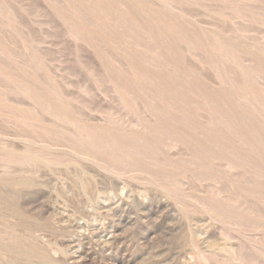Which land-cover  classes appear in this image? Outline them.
<instances>
[{
	"label": "rangeland",
	"instance_id": "374dc122",
	"mask_svg": "<svg viewBox=\"0 0 264 264\" xmlns=\"http://www.w3.org/2000/svg\"><path fill=\"white\" fill-rule=\"evenodd\" d=\"M2 1H4L8 6L7 11L8 12L10 11L9 15L12 16V19L11 17L4 18V20H6L5 22L0 15V24H1L0 46H2L4 48L5 53H7V55L0 54V71H1L0 72V102L4 103L5 101L4 105H6L7 109L8 108L17 109V107H19L21 109L19 111L22 113V115L23 114L27 115L29 110H31V112L34 110L33 111L34 114L37 113L38 115L36 114V116L38 117L41 116V118L37 117L38 119L37 120L36 116L33 115L34 117L32 118L34 119L31 121L32 122L39 121L40 119L41 122L40 121L37 123L35 122L32 129H27L19 125H16L15 122L11 123L13 121L10 119V115L8 111H4L2 115L0 114L1 116L0 117V161H3L0 162V164H4L8 160L5 157L7 155V150L6 147H4L8 145L6 143L8 137L13 138L14 136L15 137L28 136L33 139H36L37 137L36 141H39V139L40 141H48L50 140L51 137L48 138V136L44 135L45 133H41V132L46 130L51 131L54 127H55L54 129L60 130L59 128L61 126L57 128L58 126L55 123L61 124L60 122H62L63 123L61 124L62 128H65L66 130V127L63 126L64 123L66 122L57 118L60 115V113L56 110L58 99H61L59 100V105L63 104L64 102L67 107L69 106L67 109V111H69L68 112L69 114L71 113L72 115L75 116L81 115L82 118H84L85 116L89 118V115L91 114L92 116H90V118L93 117V114L95 117L100 113H101L100 115L107 116L108 112H109L108 116L110 118H112V116L113 118L116 117L119 118L120 116L123 119L126 116L131 117L133 114L134 116H140V115L143 116L145 115V113L149 115L151 113L152 115L155 112L156 114L158 113L159 115H164V113L165 115H169V116L180 115V117L183 120L180 119L181 121L179 120L180 121L179 123L177 122L176 123L171 122V123L173 124V126L175 125V128L179 129L178 130L179 133L181 132L182 128H183L182 130L185 131L184 133H182L183 132L182 131L181 132L182 134H180L181 136L180 138L185 140V142L183 143L184 145L182 147H177L176 149H174L175 151L172 150L171 151L172 153L171 152L166 153L165 150H161L160 149L161 142L164 140V142L166 141V143H170L171 140L176 139L178 137L177 135L179 133H177L176 135L171 133L166 134L163 132L164 127L157 122L152 124V126L154 127L152 129L153 130L158 129V132L155 133L149 132L147 136L145 134L146 138L144 141H134L133 138L131 139V137H129V135H126L127 136V137L125 136L126 138L123 137L124 139L121 140L122 145L120 146V148H117L116 151L117 156L118 154L119 156L115 158V161L112 164H114L115 167L120 168L121 165L130 163L132 164L131 166L132 169L135 167L137 168V170H141L143 172V173L136 171L133 172L135 177L138 176V178L134 180L133 183H131L132 180H128V179L121 181L122 184L121 186H119V188L123 187L124 189H126L125 190L126 192L124 190L122 192L125 193L128 192L129 194L127 195L124 193L122 194L121 191L113 192L114 195L111 194L112 192L111 193L109 192L110 194H108L107 191L110 189L105 190L106 188L105 183L103 184V182H100L101 184H103L101 187L99 180H97L98 182H96V180L93 177L85 176L84 178L85 182L86 181L88 182L89 185L87 184V182L86 184L89 187V189H91L89 190L87 197L86 194H83V192H81V190L77 188V185L75 186V184L72 183V182L74 183L76 182L75 180H72L73 176L68 171L65 174L64 172L65 169L63 170V168L61 169L60 167L58 169L57 167L56 169L54 167L43 168V166L39 165V163L37 164L31 162L30 164L28 163V165L27 163H25L22 166V168L19 170L18 174L13 178L16 181H18L21 178L23 179L25 176L26 177L24 179H28L27 177L29 176H31L30 177L31 179L33 177L34 178L37 177L36 179L37 180L39 179V183H42L41 184L42 186H40L39 188L38 187L35 188L37 191L34 190L33 188L31 190L33 193L31 196L29 195L31 194V191L27 190L28 192H26V189L22 187L23 190L25 189V191L23 192V190H21L22 188L20 189L16 188V186L11 183V180H8L9 177H7L6 175H1L0 172L1 189L8 191L9 193H15L16 190H18V192L21 193V195H23V198H25V200H23L22 197L20 199L19 196L20 194L16 192L17 200H19V202H21V204H23L24 206L26 204L25 207L23 206L24 210L25 211L27 210V212H30L32 215L40 219L39 221H42L44 224H46L44 225L46 227L43 228L41 227L39 229V227L36 226L34 222L31 221L32 223L28 222L26 224L29 231L28 230L25 231L23 229H22L23 231H21L20 228V231L23 232V234L21 232L19 233H21L22 236L27 235L28 232H29L28 235L31 234L30 235L31 240H28L30 239L29 236L27 237L25 236L26 240L23 237L24 241L28 243L31 242L35 246H39L44 249H47L48 250L47 252L50 254V257L52 256L51 257L52 260L54 259L53 260L54 264H264V229H263L264 228V130H263L264 122L261 120L260 113L258 112L256 106H255L256 110L246 107V104L242 103L235 93L239 90H240L239 92L243 93L244 96H246L245 92H250L251 94L256 93L259 95V97L264 99V82L261 81V79H259L258 77L256 76L254 77V75L253 76L250 75L242 78L240 80V85L242 84L240 88L229 86L227 85V83L220 81L218 77H223V75L219 62L216 61L213 52H211L206 47L204 41L205 39L202 38V30L209 28L212 29V31L214 29V32L222 33L227 37L234 36L233 42L237 46L246 47L244 49L247 52H242L238 54L240 56V61L242 66L244 65L243 66L244 68H246L247 66L264 67V14H263L264 0H255V2L253 3H251V1L248 0L243 1V3L240 4V7L241 8L244 7L242 8V10L244 9L245 10L241 12V15H243L242 18L241 15H239L236 18L238 21L236 19L233 20L229 16H227L226 14H228L229 11L227 9H224V7H226V3L232 2L233 0L230 1L227 0L228 2H225L224 0H190V1L182 0V2L179 0L178 1L171 0L172 2H170L169 0V2H167L168 0H165V2L170 4L174 2L173 5L170 6V7L175 6L174 9L170 8L168 4L166 5L165 2L164 3L158 2L159 3L158 4L157 2H153L152 0H148L149 2L146 0L144 1L124 0L125 3L128 2L127 4L119 0L120 3H124V7H125L124 8L122 6L123 4H121L119 8V6L117 5L118 2H116L115 0L114 2H116V4L114 3V5H116L115 6L116 11H117V7L118 10L120 9L119 12L122 11L121 14L117 11V13H115L117 14L115 18L112 15L115 12V9L113 6L108 5L109 4L108 0H106L108 3L107 5L110 6L109 7L110 10L113 9L114 11V12H112V10L108 12L106 11L107 13L112 12V14H110L112 15L111 17L108 15L110 19H107L108 17L105 16L106 14L105 15L103 14V16L105 17L102 16L100 18V15L102 13H100L99 10L97 11H99L100 15L98 12H97L98 14L93 12H88L87 10H85L84 12V8L88 7L89 3L90 4L92 3L90 2L92 0L90 1L89 0H53V1L39 0V2L38 0L36 1L29 0L32 2H29L28 0H2ZM97 1H100L99 2L100 4L104 3L101 0H97ZM106 1H105V7L103 9L109 10L108 6L106 5ZM152 2L155 4H153ZM26 4L27 6L30 5L31 7L30 6L27 7ZM151 4L152 6H150ZM262 4L263 6H259ZM46 5L48 10L46 8ZM249 5L250 7H248ZM143 6L144 7L148 6L149 7L148 10L153 8L151 9V13L152 11L155 13L153 15H156V10L158 9V13L160 12V15L158 13L157 14L160 17L162 15V18L164 16V18L166 19L168 16L167 18L168 24L165 21L162 23V26L163 24H165V26L162 27L161 24H158V26L159 25L161 26L160 28H158V26L156 25L157 21L154 20L159 19L161 23L162 20L164 21V18L163 19H160L159 17L157 18L158 15H156L155 18L150 12L149 14L146 13L145 12L146 9L143 10L144 9ZM129 7L133 9L131 10ZM260 7H262V9ZM25 8L29 10H26ZM163 8H165L166 11ZM138 10H140V12ZM246 10H248L249 12L247 11L246 13H244ZM62 11L66 12L67 14L70 13V15L72 14L71 18L75 22L74 23L71 22L70 25L68 23L69 27L67 26L66 21L60 19L59 14ZM174 11H175V15H174ZM2 12H5V9L0 10V13ZM15 12L17 13V15H15ZM123 12H127L125 14L129 13L128 14L130 15L129 17H132L133 20H135V22L132 21V23L134 22L136 24H131V22L128 23L130 21L128 15L127 17L129 20L128 22H126L127 18H125ZM118 13L120 14V16L123 15L125 20L120 17L118 19ZM95 14L98 15V17ZM150 15H152L153 18ZM82 16H86V17H82ZM91 16H93L92 21L93 22L95 21L96 24H98V22L100 24V20H102V18L104 19L106 24L108 23L107 25L105 24V26H110L109 24L111 23L110 28H113L112 29L113 31H111V29L108 30L109 28L108 27L106 30H104L105 31L103 33L104 36H102L100 33V35L102 36L101 38L105 37L108 41V38L113 39L116 36L119 38L118 40L121 43L118 41L117 42L118 46H114L115 44L113 41L114 45L113 44L112 45L114 48L112 47V45H110L111 49L107 48L108 45L106 46L105 42H104L105 44L100 43L99 39L101 40V38L98 37L99 35L98 33L102 29L100 26L101 24L98 25L100 26L99 28L101 29H99L100 31L96 34L95 32L97 31V28L91 26L93 25V23L90 24ZM247 16L249 17L250 21L248 20ZM116 17H117V22L115 20ZM75 18L77 19L75 20ZM84 18H86L88 22H86ZM216 18H218L219 21ZM246 18L248 21H246ZM144 19H146L150 28L147 26L146 23L143 22ZM84 21L86 24L84 23ZM104 21L102 20L101 22L103 27H104L103 25ZM139 21L142 22V24H140ZM152 21H154L155 24L154 22L152 23ZM247 22H249V24ZM12 23L16 24V26L18 27V28L16 27V31L11 30V28L8 27ZM76 24L77 25L79 24L78 27L76 26ZM87 24L90 25L91 27L90 30H92L91 32L95 30L93 33H95V35L98 37V41L100 44H98L96 36H95L96 41L91 44L89 43V40L91 42V37L92 39L94 38L93 34L90 33L91 37L89 36L90 37L89 39L86 33L85 35L82 34V32L80 33L81 30L86 31L85 29L87 27L89 28V26H87L83 30L84 26H86ZM96 24L93 26H96ZM199 24L200 25L203 24V26L202 25L199 26ZM135 25L137 26L135 27ZM80 26L82 27V29ZM169 27L172 30H170ZM132 28L136 31H134ZM173 28L175 29L173 30ZM74 29L75 31L77 29L80 34H76L77 31L75 32ZM182 29L185 30L187 36H188L187 32H189L190 36L192 35L198 38L199 41L196 44L197 46L187 44L182 39L181 42L180 38L183 36V34L182 33L180 35L178 34L182 32ZM72 30L75 32L76 36L70 38L66 34L68 33V31L70 32ZM119 30L120 32L122 31V33H120ZM1 31H3L4 33H1ZM22 31L25 33H22ZM147 31L151 35L149 34L148 36L145 35L148 33ZM226 32L228 34H226ZM236 33L238 34V38ZM21 36L24 37V39H22ZM151 36L153 40L152 38L148 40V38H150ZM178 36H180L179 40L177 39ZM16 38L18 39V41ZM27 39H29L30 41L28 40L29 41L28 42ZM103 39L102 41H104ZM86 41L90 45L87 44ZM116 41L117 40H115V43ZM172 41H174V47L171 46L173 45ZM175 41L177 42V44ZM178 42L181 44L179 45ZM24 43L29 47V49L23 48ZM92 44L94 45L92 46ZM185 44L188 46H186ZM156 46H158L160 49L156 48ZM254 46L256 49L254 48ZM190 49H192V53H190L191 52ZM184 51L186 52L187 55H185ZM125 53L128 54L125 55ZM247 53L254 55V59L253 58L252 60L250 59L251 60L250 63L248 58L249 55ZM235 54L236 52L234 53V55ZM127 55L129 56L127 57ZM161 56L167 61L170 60L174 62V64L172 65L174 66L179 65L180 67H172V65L171 67H167L160 63L159 65L156 64V62H155L156 65L153 64L154 62L152 63L151 59L158 60L159 58V60H161L163 59L161 58ZM196 56L198 59L195 58ZM107 57L109 59H107ZM114 57L115 59H113ZM125 57L130 58L132 62L130 60H128L127 62V58ZM122 58L126 59L125 61L127 63H130L131 67L133 65L135 66V63L137 64V62L140 61L138 64L139 66L138 67L135 66L136 68L134 69V71L132 70V68H130V71L132 70V74L130 75L131 78L133 79V77L135 76V78L137 79L132 80L133 82L130 83L127 82L128 79H125L126 83L121 82L120 85V86L124 85L125 87L128 83L131 84L132 87H134L132 88L131 86H129L131 88L130 92L134 93L135 91L136 93V91H138V93H136L138 94L137 97L135 94L136 97L135 102L133 100L134 108L131 103L132 112L130 113L129 111H127L128 110L127 108L124 110L123 107L121 108L120 106H118L120 104H118V102L115 101L116 99L113 93L115 90V86L116 85L118 86V84H120L121 78L123 80V76L122 74H120V72L121 73L123 72L125 74L124 76L130 78L128 73L130 71L127 70L128 66H126L127 63L125 61L123 63ZM243 58L244 60L247 59V61H242ZM136 60L139 61L136 62ZM198 60H200V62H202L203 64L199 65ZM254 60H258V61L255 62ZM25 61L26 63H28V65H26ZM119 62L122 63L123 65L122 64L120 65ZM117 65L120 69L119 70H117L118 68L113 69V71L115 70L119 71L120 74V75L118 74L119 77L116 75V77H118V79L116 80L115 79L116 77L110 78L112 77V74L113 76H115L114 75L115 72L113 73L112 70L110 72V69L116 67ZM154 67H156L157 69ZM216 67L218 68L216 69ZM13 69H15V71ZM106 72L108 74H111V76L108 75ZM96 74L97 76H94ZM6 76L7 78H5ZM28 76L29 79L31 78L30 80L28 79ZM192 77L195 80H193ZM109 81L110 82L113 81L111 82L112 86L110 85ZM193 81L195 82V84ZM212 81H216L218 84ZM4 82L6 83L8 82V84ZM13 82H16V84ZM106 82L108 83V85H106ZM116 82L118 83L116 85L114 84V90H112L113 83ZM137 83H139V85H141L142 88H140L139 85L138 87H136ZM156 83L160 85V86L157 85L158 89L156 88ZM205 83L206 85H204ZM221 83L222 84L224 83L225 86L224 84L221 86ZM161 85L166 89L162 90L163 87ZM117 86L116 88L118 89ZM166 86L172 87V90H174L175 92L174 93L170 92L172 93V95L168 94L169 90H167ZM205 86H207L206 89ZM126 87L129 88L128 86ZM126 87L124 88L125 91L127 90ZM169 87L168 89H171ZM209 89L211 90V92ZM232 89L234 94L232 93ZM203 90H207L210 93L209 94L207 92L208 95L212 94L213 96L212 95L211 96L215 97L213 102L207 103V101L204 100L205 92ZM126 92L129 93V91ZM202 92L204 93L203 95L204 98H202L201 96ZM112 93H113V97H112ZM234 96L237 97L236 101ZM5 97L8 100L7 99L5 100ZM10 101H12V103ZM169 102L172 104V106ZM46 103L48 104V106ZM51 105H53L54 107ZM45 107H47L48 109L51 107L49 111H52V113L48 112V109H46ZM150 107H153V109H151ZM119 108H121V110ZM45 109L47 111H45ZM150 109L153 111L151 112ZM214 109L216 110V112ZM54 110L55 112L53 113ZM117 110L119 111V113ZM56 112L57 114H55ZM114 112L115 113L117 112L115 116L113 115ZM52 114L55 115L53 116ZM209 118H213L215 120L217 118V122L214 124L210 123ZM42 121L43 122L47 121L48 124L50 125L43 123ZM183 121H187V124L189 122L190 125L191 123H193L192 126H195L194 124H196L195 127L198 129L194 128V131L192 129L193 131L192 132L191 129H189L191 127L187 128L189 124L186 125V122H184L185 123L184 126ZM226 122H228V125ZM39 123H42V126ZM204 123L206 124L209 123V124L207 126ZM37 124L39 125L40 128L38 127ZM65 126H68L67 128H69L71 125L66 123ZM69 129L66 131H70ZM207 129L208 131H212V133L211 134L206 133ZM39 130H41V132ZM228 130L231 136L228 137L227 140L225 133ZM233 130L236 132H234ZM61 131L65 133L63 129ZM223 131L224 133L222 134ZM38 132L41 134L39 135ZM188 132L191 133L192 135L189 134ZM150 133H152L153 135ZM38 135L42 137V140L41 137H39ZM63 137L64 135L59 136L56 139L55 137H53L51 138V140L54 139V141L57 143L58 142L57 139L59 138V142H60V140H62ZM4 138H6L5 141ZM153 138L156 139V141L153 140ZM198 138L201 141H199ZM207 139L208 141H206ZM64 140L65 139H63V141ZM14 144H16V146L18 145V147L22 146L20 148H24V144L22 143L15 142ZM29 148L32 149L33 152L35 151V148L32 147ZM179 150L181 153L179 152ZM36 153H38V155H41L39 151H37ZM36 153H32V154L36 155ZM148 159L149 161H147ZM224 159L225 160L229 159V161L233 165H237L238 168L233 170V172L225 174V172H223L224 169L222 166ZM156 160H157L156 163L159 162V164L157 165L156 163L153 164ZM36 164L39 165L38 168L42 169L41 173L44 174L45 172L46 175L44 174L43 176V174L40 173L38 174L37 172L40 169L38 170L36 169L37 172L34 171L35 167L37 168ZM76 167H72L74 168V170L72 168L71 170L73 171L77 170L78 166ZM31 169H32V171H30L31 173L27 171ZM128 170L130 169L126 168L124 171H128ZM60 171H62V174H65L64 177L67 176L63 180L64 183L63 181L61 182V178H60L62 177L63 179V176L59 175L57 179V175L61 173ZM161 171H163L162 172L163 178H161V183L162 185L164 183V185L163 186L160 185L159 187H156L157 190L156 191L151 188V185L146 184L143 180L145 179L144 176L146 177L147 175L146 173L151 172L153 175L155 174L162 175ZM32 172H35L37 175L35 174L32 176ZM169 172L170 173L175 172L180 175L178 177H169V178L165 177L164 173H169ZM221 173L222 175H220ZM38 175H41L42 178L44 177L42 179L43 182H40L41 177ZM158 178L160 179V177ZM53 179L54 180L57 179L58 183ZM37 180L33 182L38 183ZM66 180H68V182H66ZM68 183H70V185H68ZM130 183L131 186H133L132 188L130 186ZM176 183L178 184L176 185ZM71 184H72L71 189L74 195H72V191H70L69 188H66L68 186H71ZM9 185L13 187L12 188L10 187L11 188L10 189L8 188ZM43 185L46 186V188L48 187L47 185H50L49 187L51 188L52 186H54L53 190L51 189V192L55 194L56 193L55 191H57L56 194H58L59 196L57 197L56 194L51 195L52 193H50V190L49 191L46 190ZM142 185H146L147 188L146 187L143 188ZM4 186L6 187L4 188ZM74 186H75V190H74ZM169 186L170 187L174 186L175 189L169 188ZM49 187L47 189H49ZM55 187L56 190H54ZM103 187L105 192H107V194H105L104 190L102 189ZM97 188L99 189L97 190ZM100 188L103 190L102 195L100 194L102 193V190ZM13 189H15V191ZM77 189H79L80 192H77ZM59 190L60 192H58ZM92 190L93 193L90 192ZM162 190H164V192ZM172 191H174V194ZM25 193L28 197L24 196ZM61 193H64V197L63 194ZM80 194L84 195L81 196V198H83L82 200L80 198ZM91 194L93 196H91ZM134 197H136L137 200ZM244 199L246 202L244 201ZM88 202L90 205H88ZM201 202L202 203L204 202L203 205ZM83 203L85 204V207ZM80 204L83 205L80 206ZM74 206H76V208ZM61 207H63L64 210ZM104 207L105 209H103ZM189 212L190 213L193 212V213L189 214ZM255 213L256 215H254ZM39 214L41 215V217ZM73 221L80 223L77 225V228L76 226L75 227L73 226L74 223ZM0 224H1L0 232H3L4 231L2 230L3 223L1 219H0ZM50 224L53 226H51ZM19 233L18 235H20ZM107 237H110L109 240L104 242L103 240ZM206 237H208L207 240ZM70 240L71 242H69ZM196 240H198V244H201L200 245L201 247L197 245V248L198 251L200 249L203 258L198 259L197 257L195 251ZM192 245H194V247H192ZM4 261L5 260L0 258V264H6V263L9 264L8 262L6 261L4 262ZM33 264L36 263L33 262Z\"/></svg>",
	"mask_w": 264,
	"mask_h": 264
},
{
	"label": "bare ground",
	"instance_id": "6f19581e",
	"mask_svg": "<svg viewBox=\"0 0 264 264\" xmlns=\"http://www.w3.org/2000/svg\"><path fill=\"white\" fill-rule=\"evenodd\" d=\"M29 1V0H28ZM33 1H36V0H33ZM42 1V0H41ZM40 1V2H41ZM51 1H53V0H51ZM90 1V0H89ZM102 2H104L103 4H100L99 2L100 1H90V2H92L91 4L89 3V5H88V7H85L84 8V12H85V10H87L88 12H93V13H96V14H98L99 13V11H100V13H102L101 15H100V13H99V15H100V18L103 16V14L106 16V17H108L107 19H110L109 18V16L111 17L112 15H113V17L115 18V16H117V14H115V13H117V11L119 12V10H118V7H117V11H116V9H115V6L116 5H114V3L116 4V2H118L117 3V5L119 6V8H120V6H121V4H123L122 6L124 7V0H121V2L123 1L124 3H120V1L119 0H116V2H114L115 0H108V3H107V1H106V5L108 4V5H111V6H113L114 7V9H115V12L113 11V9H111L112 10V12H114L113 14H112V12L110 13H107L108 11H111L110 10V6H108V9L109 10H104L103 8L105 7V1H103V0H101ZM142 1H144V0H142ZM146 1H148V0H146ZM153 2H159V3H164L165 2V0H152ZM175 1V0H174ZM178 1V0H177ZM179 1H181L182 2V0H179ZM185 1V0H184ZM188 1H190V0H188ZM225 2H228L227 0H224ZM230 1V0H229ZM243 1H245V0H233L232 2H228V3H226V7H224V9H227L229 12H228V14H226L227 16H229L231 19H233V20H235L239 15H241V12H243L244 10H242V8H244V7H240V4L241 3H243ZM248 1H251V3H253V2H255V0H248ZM27 2V1H26ZM29 2H32V1H29ZM38 2H39V0H38ZM113 2V3H112ZM149 2V1H148ZM147 2V3H148ZM152 2V3H153ZM167 2H169V0L167 1ZM167 2H165V4L167 5L168 4V6L170 7V6H172L173 5V3L172 4H170V3H167ZM170 2H172L171 0H170ZM196 2V1H195ZM214 2V1H213ZM225 2H224V4H225ZM247 2V1H246ZM14 3V2H13ZM75 3V2H74ZM112 3V4H111ZM120 3V4H119ZM128 3V2H127ZM127 3H125V4H127ZM143 3V2H142ZM158 3V4H159ZM260 3H261V1H260ZM24 4V3H23ZM33 4H35V3H33ZM130 4V3H129ZM153 4H155V3H153ZM164 4V5H165ZM218 4V3H217ZM221 4V3H220ZM258 4V3H257ZM263 4H264V2H263ZM263 4L262 5H259V6H263ZM102 5H104V6H102ZM138 5V4H137ZM144 5H145V3H144ZM200 5V4H199ZM202 5V4H201ZM17 6H20V5H17ZM25 6V5H24ZM26 6H27V4H26ZM28 6H30V5H28ZM27 6V7H28ZM38 6H40V5H38ZM71 6V5H70ZM106 6V7H107ZM126 6V5H125ZM150 6H152V4L150 5ZM243 6V5H242ZM7 5H6V3L4 2V1H2V0H0V10H4L5 9V12H2L3 13V15H2V13H0V15H1V18H3V20H4V18H8V17H11V19H12V16H10L9 14V12L7 11ZM16 7V6H15ZM21 7H22V5H21ZM31 7V6H30ZM66 7V6H65ZM144 7V6H143ZM143 7H142V9H143ZM183 7V6H182ZM248 7H250V5L248 6ZM46 8H47V5H46ZM49 8H51V7H49ZM75 8H76V5H75ZM125 8V7H124ZM131 10L133 9V8H131V7H129ZM138 8H139V6H138ZM148 6L147 7H144V9L143 10H145L146 9V13H148L149 14V12L151 13V9H153V8H151V9H149L148 10ZM170 8H175V6H173V7H170ZM177 8H178V6H177ZM177 8H176V10H177ZM180 8H181V6H180ZM190 8H193V7H190ZM261 9H262V7H260ZM264 8V7H263ZM26 9V8H25ZM24 9V10H25ZM67 9V8H66ZM69 9V8H68ZM106 9V8H105ZM128 9V8H127ZM163 9H165V8H163ZM219 9V8H218ZM26 10H29V9H26ZM44 10V9H43ZM47 10H48V8H47ZM97 10H99V11H97ZM129 10V9H128ZM135 10V9H134ZM155 10V9H154ZM179 10H181V9H179ZM196 10V9H195ZM242 10V11H241ZM259 10V9H258ZM12 11V10H11ZM45 11V10H44ZM107 11V12H106ZM127 11V10H126ZM139 12H140V10H138ZM165 11H166V9H165ZM164 11V12H165ZM173 11V10H172ZM197 11V10H196ZM248 10H246L244 13H246ZM13 12V11H12ZM51 12V11H50ZM79 12V11H78ZM98 12V13H97ZM104 12H106V13H104ZM121 12L122 11H120L119 13L121 14ZM168 12V11H167ZM249 12V11H248ZM252 12V11H251ZM250 12V13H251ZM255 12V11H254ZM262 12H263V10H262ZM49 13V12H48ZM118 13V19H119V17L120 18H123L124 19V16H125V18H127L126 19V22H128V20L130 19V21L128 22V23H130L131 22V24H136V23H134L135 22V20H133V18L132 17H129L130 15H128V14H125V13H127V12H123L124 13V16L122 15V16H120V14ZM158 9L156 10V15H160V12L158 13ZM260 13V12H259ZM91 14V13H90ZM95 14V15H96ZM110 14H112V15H110ZM152 15L153 14H155L153 11H152V13H151ZM163 14H165V13H163ZM170 14H171V12H170ZM222 14V13H221ZM264 14V13H263ZM15 15H17V13L15 12ZM72 15V14H71ZM71 15H70V13L69 14H67L66 12H64V11H62L60 14H59V16H60V19L61 20H64V21H66L67 22V26H68V23H69V25H70V23L71 22H75L72 18H71ZM109 15V16H108ZM127 15H128V17H129V19H128V17H127ZM152 15H150V16H152ZM156 15H153L154 17L156 16ZM157 16V18L159 17L160 19H163L164 18V16H163V18H162V15H161V17L160 16ZM174 15H175V11H174ZM173 15V16H174ZM261 15V14H260ZM259 15V16H260ZM14 16V15H13ZM51 16H52V14H51ZM97 17H98V15H96ZM105 16H103V17H105ZM153 16H152V18H153ZM166 16V15H165ZM180 16V15H179ZM242 16L243 15H241V18H242ZM263 16V15H262ZM82 17H86V16H82ZM88 17V16H87ZM92 17L93 16H91V18H90V21H91V23H90V21H89V23L90 24H92L93 23V25H95L96 23H95V21L93 22L92 21ZM248 17V16H247ZM15 18V17H14ZM99 18V19H100ZM132 18V19H131ZM136 18H137V15H136ZM156 18V17H155ZM154 18V19H155ZM167 18H168V16H167ZM167 18L165 19L164 18V21L162 20V22L160 23V21H159V19H156V20H154V21H157L156 23V25L158 26V24H161V26H162V23L163 22H167V24H168V20H167ZM175 18H176V16H175ZM174 18V19H175ZM178 18V17H177ZM213 18V17H212ZM221 18H223V17H221ZM220 18V19H221ZM77 18H75V20H76ZM85 20H86V22H88L87 21V19L86 18H84ZM94 19V18H93ZM135 19V18H134ZM181 19V18H180ZM217 20H218V18H216ZM252 19V18H251ZM261 19H262V17H261ZM78 20H79V18H78ZM102 20L104 21V19L102 18ZM102 20H100V24H99V22H98V19H97V22H98V24H96V26H93V25H91L92 27H96L97 28V31L95 32L96 34L100 31L99 29H101V31L98 33L99 35H98V37H102V36H104L103 35V33L105 32L104 30H106L108 27V30H110L111 29V31H113L112 29L113 28H110V26H111V23L109 24L110 26H105V24H106V22L104 21L103 22V25H104V27L102 26ZM116 22H117V17H116ZM125 20V19H124ZM191 20V19H190ZM192 20H193V18H192ZM223 20V19H222ZM225 20H227V19H225ZM237 20V19H236ZM244 20H245V18H244ZM248 20H249V17H248ZM247 20V18H246V21H248ZM5 22H6V20H4ZM132 21H134L133 23H132ZM154 21H152V23L154 22ZM195 21H196V19H195ZM219 21V20H218ZM238 21V20H237ZM250 21V20H249ZM255 21V20H254ZM13 22V21H12ZM143 22L144 23H146L147 24V26L150 28V26H149V24H148V22L146 21V19H144L143 20ZM159 22V23H158ZM183 22H184V20H183ZM190 22V21H189ZM224 22V21H223ZM240 22V21H239ZM245 22V21H244ZM17 23V22H16ZM20 23V22H19ZM19 23H18V25H19ZM84 23H85V21H84ZM95 23V24H94ZM122 23V22H121ZM139 23L140 24H142V22H140L139 21ZM185 23H186V21H185ZM188 23V22H187ZM233 23V22H232ZM248 24H249V22H247ZM80 24V23H79ZM78 24V25H79ZM86 24V23H85ZM85 24H83V25H85ZM108 24V23H107ZM106 24V25H107ZM154 24H155V22H154ZM238 24V23H237ZM262 24V23H261ZM1 25V24H0ZM21 25V24H20ZM78 25L76 24V26L78 27ZM98 25H100L101 26V28H99L100 26H98ZM116 25H118V24H116ZM197 25V24H196ZM202 26H203V24H201ZM200 24H199V26H201ZM228 25V24H227ZM240 25V24H239ZM7 26V25H6ZM76 26H75V28H76ZM82 26V25H81ZM80 26V27H81ZM87 26H89V28L87 27ZM98 26V27H97ZM127 26V25H126ZM137 25H135V27H136ZM160 25L158 26V28H160L161 27ZM165 26V24H163V26L162 27H164ZM198 26V27H199ZM9 28H11V30H15L16 31V24H10L9 26H8ZM23 27V26H22ZM69 27V26H68ZM87 27V28H86ZM133 27V26H132ZM184 27V26H183ZM18 28V27H17ZM86 28V29H85ZM119 28V27H118ZM122 28V27H121ZM170 28V27H169ZM188 28H189V26H188ZM204 28V27H203ZM202 28V29H203ZM230 28V27H229ZM72 29V28H71ZM81 29H82V27H81ZM80 29V30H81ZM86 30L87 31V29H88V31L86 32V31H80V33L82 32V34H84L85 35V33H86V35H87V37H91V34H93L94 36V38L92 39V37H91V42H90V40H89V43L91 44V43H93V42H95L96 40H95V33H93V32H91L92 30H90L91 29V27H90V25L89 24H87L86 26H84V28H83V30ZM133 29V28H132ZM138 29V28H137ZM145 29V28H144ZM175 28H173V30H174ZM90 30V31H89ZM134 30V29H133ZM152 30V29H151ZM170 30H172L171 28H170ZM179 30H181V29H179ZM232 30V29H231ZM247 30V29H246ZM73 31V30H72ZM68 31V33L66 34V35H68V37H73V36H76V34H80L79 33V31L76 29V31H75V29H74V31L76 32V34H75V32L73 31ZM115 31V30H114ZM125 31V30H124ZM134 31H136V30H134ZM196 31V30H195ZM227 31V30H226ZM84 32V33H83ZM89 32V33H88ZM107 32V31H106ZM116 32V31H115ZM119 32H120V30H119ZM148 32V31H147ZM147 32H145V33H147ZM152 32V31H151ZM243 32V31H242ZM1 33H4L3 31H1ZM22 33H25V32H23L22 31ZM73 33H74V35H73ZM91 33V34H90ZM100 33H101V35H100ZM120 33H122V31L120 32ZM130 33H131V31H130ZM141 33V32H140ZM183 34V36L180 38V36H178V40H179V38H180V40L182 39L185 43H187V44H190V45H195V46H197L196 44H197V42L199 41L198 40V38L196 37V36H190V34H189V32H187L188 33V36H187V34H186V32H185V30L184 29H182V32H180L178 35H180V34ZM81 34V35H82ZM118 34V33H117ZM142 34V33H141ZM148 34H149V32L147 33V34H145V35H147L148 36ZM176 34V35H177ZM193 34H194V32H193ZM226 34H228L227 32H226ZM24 35V34H23ZM110 35V34H109ZM127 35V34H126ZM138 35V34H137ZM149 35H151V34H149ZM154 35H155V33H154ZM158 35V34H157ZM236 35H237V38H238V34L236 33ZM4 36H6V35H4ZM11 36H12V34H11ZM31 36V35H30ZM139 36H140V34H139ZM159 36V35H158ZM14 37V36H13ZM22 37V36H21ZM87 37H86V39H87ZM90 37H89V39H90ZM97 37V36H96ZM98 37H97V41H98ZM234 37V36H233ZM233 37H227V36H225L224 34H222V33H219V32H214V29H213V31H212V29H203L202 30V38H204L205 40V44H206V47L211 51V52H213V54H214V56H215V59H216V61L217 62H219V65H220V68H221V71H222V75H223V77H218V79L220 80V81H223V82H225V83H227V85H229V86H232V87H239L240 88V86L242 85H240V80L242 79V78H244V77H246V76H250V75H254V77L256 76V77H258L259 79H261V81H263L264 82V67H255V66H253V67H246V68H244L243 66H242V64H241V61H240V56L238 55V54H240V53H242V52H247V51H245V49L244 48H246V47H243V46H237L234 42H233ZM12 38V37H11ZM15 38V37H14ZM28 38V37H27ZM75 38V37H74ZM82 38V37H81ZM103 38H105V37H103ZM103 38H101V40L99 39V41H100V43H103V44H105L106 46H107V48L108 49H111V46L110 45H112L113 44V41H114V46H118V37H116L115 36V38H108V41H107V39L105 38V39H103ZM121 38H123V37H121ZM152 38V36L150 37V38H148V40L149 39H151ZM161 38V37H160ZM159 38V39H160ZM236 38V37H235ZM234 38V39H235ZM17 39V38H16ZM15 39V40H16ZM22 39H24V37H22ZM85 39V40H86ZM102 39L104 40V41H102ZM175 39V38H174ZM173 39V40H174ZM26 40V39H25ZM29 39H27V41H28ZM93 40V41H92ZM115 40H117L116 41V43H115ZM130 40H132V39H130ZM147 40V41H148ZM152 40H153V38H152ZM182 40H181V42H182ZM260 40H262V39H260ZM17 41H18V39H17ZM30 41V40H29ZM28 41V42H29ZM32 41V40H31ZM99 41H98V44H100L99 43ZM169 41H171V40H169ZM80 42V41H79ZM87 42V41H86ZM105 42V43H104ZM112 42V43H111ZM120 42V41H119ZM143 42V41H142ZM176 42V41H175ZM84 43H85V41H84ZM88 42H87V44H89ZM108 43V44H107ZM109 43H111V44H109ZM121 43V42H120ZM139 43V42H138ZM172 43H173V45H171V46H173L174 47V41H172ZM89 44V45H90ZM117 44V45H116ZM152 44V43H151ZM161 44V43H160ZM164 44V43H163ZM176 44H177V42H176ZM178 44L180 45L181 43H179L178 42ZM94 44H92V46H93ZM105 45H104V48H105ZM113 45H112V47H113ZM186 45V44H185ZM74 46V45H73ZM99 46H101V45H99ZM110 46V47H109ZM150 46V45H149ZM170 46V47H171ZM186 46H188V45H186ZM135 47H136V45H135ZM159 47H160V45H159ZM158 46H156V48H159ZM200 47V46H199ZM23 48H25V49H29V47L27 46V45H25V43H24V45H23ZM103 48V47H102ZM114 48V47H113ZM140 48V47H139ZM172 48V47H171ZM180 48H181V46H180ZM183 48V47H182ZM251 48H252V46H251ZM254 48H255V46H254ZM7 49V48H6ZM151 49V48H150ZM160 49V48H159ZM197 49V48H196ZM256 49V48H255ZM18 50V49H17ZM37 50V49H36ZM107 50V49H106ZM147 50V49H146ZM157 50V49H156ZM175 50V49H174ZM178 50V49H177ZM258 50H259V48H258ZM20 51H21V49H20ZM183 51V50H182ZM191 51V52H190ZM190 51H188V52H190V53H192V49H190ZM13 52V51H12ZM111 52V51H110ZM124 52V51H123ZM127 52H129V51H127ZM138 52V51H137ZM185 52V51H184ZM236 52V54L234 55V53ZM255 52V51H254ZM16 53V52H15ZM17 53H18V51H17ZM99 53H101V52H99ZM106 53V52H105ZM208 53H209V51H208ZM0 54L1 55H7V53H5V51H4V48L2 47V46H0ZM24 54V53H23ZM30 54V53H29ZM86 54H87V52H86ZM126 54H128V53H125V55ZM153 54V53H152ZM180 54H181V52H180ZM245 54V53H244ZM249 56H248V58H249V63H250V61L252 60V58L254 59V55H251V54H249V53H247ZM253 54H255V53H253ZM132 55V54H131ZM185 55H187L186 54V52H185ZM15 56H16V54H15ZM25 56V55H24ZM84 56V55H83ZM89 56V55H88ZM109 56V55H108ZM129 55H127V57H128ZM168 56H170V55H168ZM198 56H199V53H198ZM253 56V57H252ZM256 56H257V54H256ZM7 57V56H6ZM19 57V56H18ZM96 57H97V55H96ZM101 57V56H100ZM104 57V56H103ZM102 57V58H103ZM112 57V56H111ZM127 57H125V58H127ZM131 57V56H130ZM185 57V56H184ZM2 58V57H1ZM16 58H17V56H16ZM25 58V57H24ZM28 58V57H27ZM83 58V57H82ZM154 58V57H153ZM161 58H163L162 56H161ZM168 58V57H167ZM175 58V57H174ZM186 58V57H185ZM195 58H197V56L195 57ZM30 59V58H29ZM107 59H109L108 57H107ZM107 59H105V60H107ZM113 59H115V57L113 58ZM118 59V58H117ZM116 59V60H117ZM123 59V63H124V61L126 60V59H124V58H122ZM164 59V58H163ZM161 59V60H159V58H158V60L157 59H151L152 60V63L153 64H155V62H156V64H158L159 65V63L160 64H162V65H164V66H167V67H171V65L172 64H174V62H172V61H170V60H166V59ZM170 59V58H169ZM190 59V58H189ZM198 59V58H197ZM196 59V60H197ZM251 59V60H250ZM93 60V59H92ZM102 60V59H101ZM128 60H130V58H127V62H128ZM262 60V59H261ZM261 60H260V62H261ZM5 61V60H4ZM29 61V60H28ZM33 61H34V59H33ZM103 61V60H102ZM131 62H132V60H130ZM134 61V60H133ZM137 61H139V60H136V62ZM178 61V60H177ZM194 61V60H193ZM199 61V65H201V64H203L202 62H200V60H198ZM203 61H204V59H203ZM242 61H247V59H245L244 60V58L242 59ZM255 62L256 61H258V60H254ZM111 62V61H110ZM126 62V61H125ZM126 62V63H127ZM140 62V61H139ZM139 62H137V64L135 63V66H139L138 64H139ZM151 62V61H150ZM210 62V61H209ZM25 63H26V61H25ZM61 63V62H60ZM86 63V62H85ZM101 63V62H100ZM120 63V62H119ZM145 63V62H144ZM192 63V62H191ZM195 63H196V61H195ZM252 63V62H251ZM45 64V63H44ZM105 64H106V62H105ZM122 63H120V65H121ZM128 64V65H127ZM126 64V66H128V68H127V70L128 71H130V68H132V70L134 71V69L136 68L134 65V68H133V66L131 67V65H130V63H127ZM148 64H149V62H148ZM155 64V65H156ZM26 65H28V63H26ZM31 65V64H30ZM33 65V64H32ZM40 65V64H39ZM38 65V66H39ZM110 65V64H109ZM123 65V64H122ZM129 65H130V67H129ZM4 66V65H3ZM5 66H6V64H5ZM4 66V67H5ZM9 66V65H8ZM11 66V65H10ZM93 66V65H92ZM91 66V67H92ZM261 66V65H260ZM32 67V66H31ZM105 67V66H104ZM172 67H180L179 65L178 66H174V65H172ZM210 67V66H209ZM214 67V66H213ZM11 68V67H10ZM93 68V67H92ZM112 68V67H111ZM118 68V69H117ZM122 68H125V67H122ZM146 68H147V66H146ZM154 68H156V67H154ZM162 68H163V66H162ZM215 68V67H214ZM218 67H216V69H217ZM91 69V68H90ZM100 69H101V67H100ZM113 69H117V70H119L120 68L118 67V65L116 66V67H114V68H112V69H110V72H111V70H112V72L114 73V75L115 76H113V74H112V77H110V78H113V77H116V75L118 76V74H119V71H117V70H115V71H113ZM157 69V68H156ZM160 69V68H159ZM14 71H15V69H13ZM13 70H12V72H13ZM96 70V69H95ZM107 70H109V69H107ZM126 70V69H125ZM132 70L130 71V72H128V71H126V72H128L129 73V76L132 74ZM4 71H6V70H4ZM90 71V70H89ZM168 71V70H167ZM1 72V71H0ZM109 72V73H110ZM146 72V71H145ZM151 72V71H150ZM160 72V71H159ZM103 73V72H102ZM107 73V72H106ZM134 73V72H133ZM175 73V72H174ZM108 74V73H107ZM120 74H122V76H123V80H122V76L120 77L121 78V80H120V84H118V86L116 85L118 82H116V83H113V89L112 90H114V84L118 87V89L116 88V86H115V90H114V97H115V101H117L118 102V104H120V105H118V106H120L121 108L123 107V109L125 110L126 108L128 109L127 111H129V113L130 112H132L131 111V107L133 106V100H134V102H135V100H136V97H137V95L138 94H136V93H138V91H136V93H135V91H134V93H132V92H130L131 91V88L129 87V86H131V84H128L127 83V85L126 86H128L129 88H127L126 86V91H129V93L128 92H126L125 91V87H124V85L123 86H120L121 85V82H125L126 83V80L125 79H128L127 80V82H133L132 80H135V79H137V78H135V76L133 77V79L131 78V76H130V78L128 77L127 78V76H124L125 74L122 72H120ZM119 74V75H120ZM195 74V73H194ZM36 75V74H35ZM93 75V74H92ZM99 75H100V73H99ZM108 75H110L111 76V74H108ZM134 75V74H133ZM162 75V74H161ZM167 75V74H166ZM172 75H173V73H172ZM203 75V74H202ZM201 75V76H202ZM3 76V75H2ZM30 76V75H29ZM29 76H28V79H29ZM94 76H97V74L96 75H94ZM102 76V75H101ZM119 77V76H118ZM118 77H116L115 79L117 80L118 79ZM136 77H137V75H136ZM5 78H7V76L5 77ZM10 78V77H9ZM104 78H106V77H104ZM108 78V77H107ZM193 78V77H192ZM31 79V78H30ZM29 79V80H30ZM129 79H130V81H129ZM179 79H180V77H179ZM3 80V79H2ZM9 80V79H8ZM125 80V81H124ZM192 80V79H191ZM193 80H195L194 78H193ZM244 80V79H243ZM10 81V80H9ZM250 81V80H249ZM258 81V80H257ZM260 81V80H259ZM25 82V81H24ZM26 82H27V80H26ZM110 82V81H109ZM111 82H113V81H111ZM111 82H110V85L112 86V84H111ZM178 82V81H177ZM194 82V81H193ZM204 82V81H203ZM206 82V81H205ZM212 82H215V83H217L216 81H212ZM247 82V81H246ZM246 82H244V83H246ZM253 82V81H252ZM3 83V82H2ZM4 83H6V82H4ZM13 83H15L16 84V82H13ZM18 83V82H17ZM33 83V82H32ZM83 83V82H82ZM197 83V82H196ZM243 83V84H244ZM6 84H8V82L6 83ZM105 84V83H104ZM194 84H195V82H194ZM208 84H209V82H208ZM207 84V85H208ZM218 84V83H217ZM216 84V85H217ZM224 84V83H223ZM222 83H221V86L223 85ZM260 84H261V82H260ZM9 85H10V83H9ZM106 85H108V83L106 82ZM138 85H139V83H137L136 84V87H138ZM157 83H156V88L158 89V87H157ZM204 85H206V83L204 84ZM16 86H18V85H16ZM134 86V85H133ZM140 86V88H142V86L141 85H139ZM158 86H160V85H158ZM162 86V85H161ZM200 86V85H199ZM211 86V85H210ZM218 86V85H217ZM224 86H225V84H224ZM247 86V85H246ZM253 86V85H252ZM11 87V86H10ZM120 87H122V88H120ZM132 87V86H131ZM163 87V86H162ZM167 87V90H169V93L168 94H171L172 95V93H174L175 91L174 90H172V87H169V86H166ZM168 87L169 88H171V89H168ZM206 87L207 86H205V89H206ZM214 87V86H213ZM220 87V86H219ZM227 87V86H226ZM248 87V86H247ZM111 88V87H110ZM132 88H134V87H132ZM145 88V87H144ZM144 88H143V90H144ZM159 88H161V87H159ZM180 88V87H179ZM223 88V87H222ZM130 89V90H129ZM164 89H166V88H162V90H164ZM215 89V88H214ZM227 89V88H226ZM230 89V88H229ZM246 89V88H245ZM247 89H250V88H247ZM257 89V88H256ZM146 90H148V89H146ZM155 90V89H154ZM208 90V89H207ZM207 90H203L204 92H205V98L203 97V95H204V93L202 92L201 93V96H202V98H204V100H206L207 101V103L209 102H213L214 101V98L215 97H212L211 95H208V91ZM210 90V89H209ZM239 90V89H238ZM151 91V90H150ZM158 91V90H157ZM222 91V90H221ZM240 91V90H239ZM239 91H237V92H235L236 93V95H237V97L239 98V100L242 102V103H244V104H246V107H249L250 109H255V106H256V108L258 109V112L260 113V116H261V120L264 122V99L263 98H261V97H259V95L258 94H256V93H253V94H251L250 92H245V95L246 96H244L243 95V93H241V92H239ZM152 92H154V91H152ZM159 92V91H158ZM170 92H172V93H170ZM208 92V93H207ZM210 92H211V90H210ZM100 93V92H99ZM113 93H112V97H113ZM126 93H128V94H126ZM232 93H233V89H232ZM134 94V95H133ZM135 94H136V97H135ZM210 94V93H209ZM234 94V93H233ZM25 95V94H24ZM57 95V94H56ZM150 95H151V93H150ZM159 95V94H158ZM2 96V95H1ZM100 96V95H99ZM219 96H220V94H219ZM224 96V95H223ZM228 96V95H227ZM233 96V95H232ZM4 97V96H3ZM110 97V96H109ZM111 97V98H112ZM225 97V96H224ZM237 97L236 96H234V98H235V101H236V99H237ZM159 98H160V96H159ZM7 98L5 97V100H6ZM68 99V98H67ZM67 99H65V100H67ZM8 100V99H7ZM10 100V99H9ZM59 100H61V99H58V102H57V108H56V110L60 113V115H59V113H58V119H61V120H63V121H65L67 124H70L71 126L69 127V128H67L68 126H65V124L66 123H64V127H66V130H70V131H66L65 130V128H62V125L61 124H63L62 122H60L61 124H59V123H55V124H57V128H59L60 126V130H58V129H52L51 131H49V130H46V131H42L41 132V130H39L41 133H45L44 135H46V136H48V138L49 137H51V138H53V137H55V139L57 138V137H59V136H62V135H64V137H63V139H65L64 141H63V139L62 140H60V142H59V138L57 139V143L54 141V139H52L51 140V138H50V140H48V141H40V139H39V141H36V139H37V137H36V139H33V138H31V137H13V138H7V144L8 145H6V146H4V147H6V150H7V155L5 156L6 157V159H8L5 163H7V164H0V172H1V175H6L7 177H9L8 178V180H11V183L13 184V185H15L16 186V188H25L26 189V192H28V191H31L33 188H34V190H36L35 188H39L40 186H42L41 184L42 183H39V179L37 180L36 178L37 177H33L34 178V180H33V178L31 179L30 177L31 176H29V177H27L28 179H20V180H18V181H16L15 179H13L14 178V176H16L17 174H18V172H19V170L22 168V166L25 164V163H27V165H28V163L30 164L31 162H34V163H39V165H41V166H43V168L44 167H46V168H49V167H54L55 169H56V167H57V169L60 167L61 169L63 168V170L65 169V174H66V172L68 171L72 176H73V179L72 180H75V182L76 183H74V182H72L73 184H75V186L77 185V188H79L80 190H81V192H83V194H86L87 195V197H88V193H89V190H91V189H89V187L87 186V184H88V182H87V184H86V182H85V176L86 177H88V176H91V177H93L95 180H96V182H98L97 180H99V183L100 182H103V184L105 183V185H106V188H105V190H107V189H110V190H108L107 192H108V194H110L111 192V194H113L114 195V193L113 192H117V191H125L126 189H124L123 187H121V188H119V186H121V184H122V182L121 181H123V180H125V179H128V180H132V182L131 183H133V181L134 180H136L137 178H138V176H136L135 177V175H134V173L133 172H141V173H143L141 170H137V168H133L132 169V164H125V165H121L120 166V168L119 167H115L114 166V164H112V163H114V161H115V158H117L118 156H119V154H118V156H117V153H116V151H117V148H120V146L122 145V142H121V140H123L124 138L123 137H125L126 135H129V137H131V139L133 138V140L134 141H144L145 140V134H146V136H147V134H149V132H152V133H155V132H158V129H155V130H153L152 128H154L153 126H152V124L153 123H159L160 125H162L163 127H164V129H163V132L164 133H171V134H174V135H176L177 133H179L178 132V130L179 129H177V128H175V125L173 126V124L171 123V122H177V123H179L181 120L180 119H182L181 117H180V115H176V116H169V115H165V113H164V115H159L158 113L156 114V112H155V109H154V112L155 113H153L152 115H151V113H150V115L149 114H147V113H145V115H143V116H134V114L131 116V117H128V116H126L124 119L123 118H121L120 116H119V118H113V116H112V118H110L109 116H108V113H107V116H103V115H100V114H96L97 116H95L94 117V114H93V117H91L90 118V116H92V114L91 115H89V118L88 117H84V118H82V116L80 117V116H75V115H72L71 113L69 114L68 112L69 111H67V109H68V107L65 105V103L63 102V104H60L59 105ZM70 100V99H69ZM225 100V99H224ZM132 101V102H131ZM152 101V100H151ZM240 101H239V103H240ZM2 102H3V100H2ZM11 103H12V101H10ZM47 102V101H46ZM69 102V101H68ZM153 102V101H152ZM238 102V101H237ZM22 103V102H21ZM131 103H132V106H131ZM170 103V102H169ZM169 103H168V105H169ZM5 104V101H4V103H1L0 102V114L2 115L3 114V112L4 111H8V113H9V115H10V119L13 121V122H11V123H14L15 122V124L16 125H19V126H21V127H24V128H27V129H32V127L34 126V123L36 122H39L40 121V119H39V121H34V122H32L31 120H33L34 118H32V117H34L33 115H35L36 116V114L37 113H35L34 114V110L31 112V110H29L28 111V113H27V115H22V113L19 111V110H21L19 107H17V109H7V107H6V105H4ZM7 104V103H6ZM47 104V103H46ZM67 104H69V103H67ZM117 104V103H116ZM165 104H166V101H165ZM171 104V103H170ZM218 104H219V102H218ZM50 105V104H49ZM225 105H227V104H225ZM224 105V106H225ZM45 106V105H44ZM47 106H48V104H47ZM51 106H53V105H51ZM55 106H56V104H55ZM171 106H172V104H171ZM208 106V105H207ZM54 107V106H53ZM19 108V109H18ZM29 108V107H28ZM46 109H48L47 107H45ZM51 108V107H50ZM49 108V109H50ZM121 108H119L120 110H121ZM133 108H134V106H133ZM151 109H153V107H150ZM241 108V107H240ZM30 109V108H29ZM45 109V111H47ZM49 109H48V112H50V113H52V111H49ZM53 109V108H52ZM122 109V110H123ZM150 109V111L152 112L153 110H151ZM174 109H175V107H174ZM115 110V109H114ZM215 110V109H214ZM256 110V109H255ZM118 111V110H117ZM149 111V112H150ZM221 111V110H220ZM230 111V110H229ZM253 111V110H252ZM55 112V110L53 111V113ZM100 112V111H99ZM148 112V113H149ZM209 112V111H208ZM215 112H216V110H215ZM240 112V111H239ZM254 112V111H253ZM50 113H48V114H50ZM93 113V112H92ZM117 113V112H116ZM116 113L114 112V116L116 115ZM118 113H119V111H118ZM176 113V112H175ZM213 113V112H212ZM225 113H226V111H225ZM39 114H41V113H39ZM55 114H57V112L55 113ZM55 114H52L53 116L55 115ZM80 114V113H79ZM78 114V115H79ZM106 114V113H105ZM112 114V113H111ZM126 114V113H125ZM177 114V113H176ZM235 114V113H234ZM234 114H232V115H234ZM38 115V114H37ZM122 115V114H121ZM124 115V114H123ZM128 115V114H127ZM209 115V114H208ZM215 115V114H214ZM259 115V114H258ZM251 116H253V115H251ZM1 117V116H0ZM37 117L38 116H36V119H37ZM38 118H41V116H39ZM184 118H185V116H184ZM203 118V117H202ZM214 118V117H213ZM213 118H209V122L210 123H216L217 122V118H216V120L215 119H213ZM240 118V117H239ZM57 119V120H58ZM38 120V119H37ZM180 120V121H179ZM183 120V119H182ZM203 120V119H202ZM244 120V119H243ZM7 121V120H6ZM41 122V121H40ZM43 122V121H42ZM184 122H186V125H188L189 124V122H188V124H187V121H183V125L185 124ZM43 123H46V124H48V122L46 121V122H43ZM50 123V122H49ZM52 123V122H51ZM182 123V122H181ZM201 123V122H200ZM203 123V122H202ZM227 123V125H228V122H226ZM39 124H41V126H42V123H39ZM192 124L193 123H191V125L189 124L188 126H187V128H189V127H191V128H189V129H191V131H192V129H193V131H194V128H196L195 126H196V124H194L195 126H192ZM204 124H206V123H204ZM209 124V123H208ZM208 124H206L207 126H208ZM38 125V124H37ZM44 125V124H43ZM48 125H50V124H48ZM182 125V126H183ZM203 125V124H202ZM205 125V126H206ZM36 126V125H35ZM52 126H53V124H52ZM185 126V125H184ZM38 127H39V125H38ZM178 127H179V124H178ZM193 127V128H192ZM240 127V126H239ZM40 128V127H39ZM50 128V127H49ZM185 128V127H184ZM247 128V127H246ZM259 128V127H258ZM64 130L65 131V133H63L61 130ZM183 129V128H182ZM181 129V132L182 133H184L185 131L184 130H182ZM188 129V130H189ZM196 129H198V128H196ZM206 129V128H205ZM213 129V128H212ZM219 129V128H218ZM239 129V128H238ZM36 130V129H35ZM210 130V129H209ZM217 130V129H216ZM224 130V129H223ZM232 130V129H231ZM264 130V129H263ZM37 131H38V129H37ZM37 131H36V133H37ZM192 131V132H193ZM234 131V130H233ZM179 133L177 136V138L176 139H173V140H171V142L170 143H166V141L164 142V140L161 142V146H160V149L161 150H165L166 151V153L168 152H171L172 150L173 151H175L174 149H176L177 147H182L184 144V142H185V140L184 139H181L180 137V134H182V133ZM199 132V131H198ZM234 132H236V131H234ZM31 133V132H30ZM34 133H35V131H34ZM39 133V132H38ZM41 133H39V135L41 134ZM152 133H150V134H152ZM187 133V132H186ZM189 133V132H188ZM206 133H208V134H211L212 133V131H208V129H207V132ZM224 133V131L222 132V134ZM253 133V132H252ZM29 134V133H28ZM189 134H191V133H189ZM219 134H221V133H219ZM226 137H227V140H228V137H230L231 135H230V132H229V130L228 131H226ZM254 134V133H253ZM256 134V133H255ZM27 135V134H26ZM34 135V134H33ZM38 135V136H39ZM153 135V134H152ZM192 135V134H191ZM248 135V134H247ZM9 136V135H8ZM210 136V135H209ZM256 136V135H255ZM4 137H7V136H4ZM39 137H41V136H39ZM127 137V136H126ZM125 137V138H126ZM150 137V136H149ZM154 137V136H153ZM203 137V136H202ZM223 137H224V135H223ZM234 137V136H233ZM61 138V137H60ZM155 138V137H154ZM153 138V140H155L156 141V139H154ZM43 139H44V137H43ZM196 139V138H195ZM221 139V138H220ZM230 139V138H229ZM6 140V138H4V141ZM41 140H42V137H41ZM198 140H199V138H198ZM219 140V139H218ZM217 140V141H218ZM224 140V139H223ZM231 140V139H230ZM254 140V139H253ZM152 141V140H151ZM194 141V140H193ZM199 141H201V140H199ZM206 141H208V139L206 140ZM216 141V142H217ZM232 141V140H231ZM15 142H19V143H22V144H24V148H20V147H22V146H19L18 147V145L16 146V144H14ZM149 142H150V140H149ZM234 142V141H233ZM129 143V142H128ZM214 144V143H213ZM236 144H237V142H236ZM244 144V143H243ZM131 145V144H130ZM159 145V144H158ZM158 145H157V147H158ZM204 145H206V144H204ZM246 145V144H245ZM118 146V147H117ZM214 146V145H213ZM229 146V145H228ZM227 146V147H228ZM241 146V145H240ZM244 146V145H243ZM29 147H32V148H35V151L33 152V150L32 149H30ZM132 147V146H131ZM205 147V146H204ZM251 147V146H250ZM203 148V147H202ZM208 148H209V146H208ZM139 149V148H138ZM181 149V148H180ZM231 149V148H230ZM131 150V149H130ZM158 150H159V148H158ZM204 150H205V148H204ZM244 150V149H243ZM37 151H39V153L41 154V155H38V153H36ZM127 151V150H126ZM179 152H180V150H179ZM182 152H184V151H182ZM224 152V151H223ZM32 153H36V155H34V154H32ZM163 153V152H162ZM172 153V152H171ZM181 153V152H180ZM179 153V154H180ZM208 153V152H207ZM232 153V152H231ZM239 153H241V152H239ZM255 153V152H254ZM257 153H258V151H257ZM32 154V155H31ZM45 154V155H44ZM125 154V153H124ZM127 154H128V152H127ZM185 154V153H184ZM206 154V153H205ZM215 154V153H214ZM47 155V156H46ZM131 155H132V153H131ZM142 155V154H141ZM166 155V154H165ZM190 155V154H189ZM210 155V154H209ZM235 155V154H234ZM255 155V154H254ZM184 156V155H183ZM219 156V155H218ZM257 156V155H256ZM204 157V156H203ZM221 157H222V155H221ZM252 157H253V155H252ZM140 158V157H139ZM170 158H171V156H170ZM175 158V157H174ZM173 158V159H174ZM197 158H198V156H197ZM223 158H224V155H223ZM222 158V159H223ZM137 159V158H136ZM144 159V158H143ZM160 159V158H159ZM192 159V158H191ZM117 160V159H116ZM141 160V159H140ZM140 160H138V161H140ZM202 160V159H201ZM200 160V161H201ZM205 160V159H204ZM218 160V159H217ZM228 160V161H227ZM227 160H225L224 159V161H223V169H224V171L223 172H225V174H227V173H230V172H233V170H235V169H237L238 168V166L237 165H233L230 161H229V159H227ZM243 160V159H242ZM118 161V160H117ZM147 161H149V159L147 160ZM151 161V160H150ZM203 161V160H202ZM0 162H3V161H0ZM157 162V160L153 163V164H155ZM160 162H162V161H160ZM198 162V161H197ZM215 162H216V160H215ZM143 163H145V162H143ZM166 163V162H165ZM164 163V164H165ZM222 163V162H221ZM36 164V165H37ZM151 164V163H150ZM157 164H159V162L158 163H156V165ZM35 165V164H34ZM33 165V166H34ZM39 165H37V168L35 167V172H37V170L38 169H40V168H38V166ZM253 165V164H252ZM255 165V164H254ZM76 166H78V171L77 170H75V171H73L74 170V168H72V167H76ZM155 166V165H154ZM162 166V165H161ZM215 166V165H214ZM244 166V165H243ZM256 166H257V164H256ZM30 167V166H29ZM71 168L73 169V170H71ZM77 168V167H76ZM75 168V169H76ZM126 168H129L130 170H128V171H124ZM173 168V167H172ZM194 168V167H193ZM196 168V167H195ZM37 169V170H36ZM159 169V168H158ZM180 169H181V167H180ZM180 169H177V170H180ZM250 169V168H249ZM263 169V168H262ZM48 170V169H47ZM52 170V169H51ZM62 170V171H63ZM239 170V169H238ZM22 171V170H21ZM28 172H30V171H32V169L31 170H27ZM41 171H42V169H40L37 173L39 174H43V173H41ZM53 171V170H52ZM62 171H60L61 173L60 174H58L57 175V179H58V176L60 175V176H63V179H62V177H60L61 178V182L67 177H64V175L65 174H62ZM157 171H159V170H157ZM215 171V170H214ZM219 171V170H218ZM217 171V172H218ZM237 171V170H236ZM35 172H32V176L33 175H35L36 173ZM162 172L163 171H161V174H162ZM220 172V171H219ZM31 173V172H30ZM47 173V172H46ZM54 173H56V172H54ZM140 173V174H141ZM145 173V172H144ZM156 173V172H155ZM44 174H45V172H44ZM44 174H43V176H44ZM62 174V175H61ZM147 175H146V177L144 176V182L146 183V184H148V185H151V188L152 189H154V190H156V187H159L160 185H162V183H161V178H163V174L162 175H153L151 172H149V173H146ZM165 174V177H178L180 174H178V173H175V172H173V173H164ZM171 174V175H170ZM242 174V173H241ZM0 175V176H1ZM37 175V174H36ZM46 175V174H45ZM68 175V174H67ZM183 175V174H182ZM220 175H222V173L220 174ZM239 175V174H238ZM38 176H40L41 177V181L40 182H43L42 181V179L44 178H42V176L41 175H38ZM54 176H55V174H54ZM69 176V175H68ZM156 176V177H155ZM243 176H244V174H243ZM256 176H257V174H256ZM158 177H160V179L158 178ZM6 178V177H5ZM30 178V179H29ZM39 178V177H38ZM52 178V177H51ZM72 178V177H71ZM70 178V179H71ZM253 178V177H252ZM18 179V178H17ZM57 179H53L54 181H57ZM86 179H89V178H86ZM188 179H190V178H188ZM7 180V181H8ZM38 181V183H34L33 181ZM68 180H69V178H68ZM68 180H66V182H68ZM127 180V181H128ZM171 180H172V178H171ZM7 181H6V183H7ZM181 181H182V179H181ZM65 182V183H66ZM185 182V181H184ZM5 183V184H6ZM57 183H58V181H57ZM60 183V182H59ZM63 183H64V181H63ZM62 183V184H63ZM131 183H130V186H131ZM143 183V182H142ZM192 183H193V181H192ZM5 184H3V185H5ZM61 184V185H62ZM101 184V183H100ZM103 184H101V187H102V185ZM167 184V183H166ZM165 184V185H166ZM169 184V183H168ZM174 184H175V182H174ZM178 183H176V185H177ZM252 184H253V182H252ZM45 185H46V183H45ZM56 185V184H55ZM66 185V184H65ZM68 185H70V183H68ZM89 185V184H88ZM141 185V184H140ZM163 185H164V183H163ZM162 185V186H163ZM176 185H174V186H176ZM180 185V184H179ZM196 185V184H195ZM228 185H229V183H228ZM44 186V185H43ZM48 187L50 186V185H47ZM57 186V185H56ZM67 186V185H66ZM75 186H74V190H75ZM93 186H94V184H93ZM143 186V188L144 187H146L147 188V186L146 185H142ZM154 188H153V187ZM167 186V185H166ZM174 186H169V188H173V189H175L174 188ZM6 186H4V188H5ZM12 188L13 186H10L9 185V187L8 188ZM45 187V189L46 190H50V193H52L51 192V189L53 190V187L54 186H52V188L51 187H49V189H47L46 188V186H44ZM64 187V186H63ZM71 187H72V184H71V186H68V187H66V188H69V190L70 191H72V189H71ZM90 187H91V185H90ZM133 186H131V188H132ZM150 187V186H149ZM148 187V188H149ZM195 187V186H194ZM3 188V187H2ZM10 188V189H11ZM15 188V187H14ZM23 188L21 189V190H23ZM188 188V187H187ZM257 188V187H256ZM25 189L23 190V192L25 191ZM79 189H77V192H80V190ZM99 188H97V190H98ZM101 189V188H100ZM103 190H104V187L102 188ZM101 189V190H102ZM220 189H221V187H220ZM219 189V190H220ZM225 189H227V188H225ZM14 191H15V189H13ZM28 190V191H27ZM40 190H41V188H40ZM43 190V189H42ZM45 190V191H46ZM54 190H56V187L54 188ZM79 190V191H78ZM103 190H102V193H100L101 195L103 194ZM105 190H104V192H105ZM113 190V191H112ZM147 190V189H146ZM171 190V189H170ZM229 190V189H228ZM252 190V189H251ZM14 191H12V192H14ZM37 191V190H36ZM62 191V190H61ZM130 191H131V189H130ZM129 191V192H130ZM148 191V190H147ZM157 191V190H156ZM163 192H164V190H162ZM168 191H169V189H168ZM175 191V190H174ZM174 191H172L173 192V194H174ZM227 191V190H226ZM230 191V190H229ZM16 192L17 193H19L18 192V190H16ZM16 192L15 193H9L8 191H5V190H3V189H1V187H0V219H1V221H2V223H3V228H2V230H4L3 232H0V258H2L3 260H5L6 262H8L9 264H18V263H22V264H33V262H35L36 264H54L53 262V260H52V256L50 257V254L47 252L48 250L47 249H44V248H42V247H39V246H35L34 244H32L31 242H25L24 241V239L26 240V237L27 236H29L30 237V239H28V240H31V234L30 235H28L29 234V230H28V227L26 226V224L28 223V222H34V224L36 225V226H38L39 227V229L42 227H46V226H44V225H46V224H44L42 221H39L40 219H38L37 217H35L34 215H32L30 212H27V210L25 211L24 210V207L26 206V204H25V206L23 205V204H21V202H19V200H17V194H16ZM35 192V191H34ZM56 193H57V191H55ZM58 192H60V190L58 191ZM90 192H92L93 193V190L92 191H90ZM107 192H105V194H107ZM110 192V193H109ZM126 192V191H125ZM125 192H122V194L124 193V194H129L128 192L127 193H125ZM209 192H210V190H209ZM212 192V191H211ZM219 192V191H218ZM231 192V191H230ZM229 192V193H230ZM40 193V192H39ZM48 193V192H47ZM49 193V194H50ZM55 193V194H56ZM149 193H150V191H149ZM152 193V192H151ZM166 193H168V192H166ZM206 193V192H205ZM227 193V192H226ZM20 195V199H21V197H22V199L23 200H25V198H23V195H21V193H19ZM32 191H31V194H29V195H31L32 196ZM54 193H52L51 195H53ZM54 194V195H55ZM61 194H63V197H64V193H61ZM76 194V193H75ZM82 194V195H83ZM94 194H95V192H94ZM72 195H74L73 194V191H72ZM79 195V194H78ZM81 194H80V198H81V196H82ZM222 195V194H221ZM262 195V194H261ZM24 196H27L26 195V193H25V195ZM56 196L58 197L59 195L58 194H56ZM84 196V195H83ZM91 196H93L92 194H91ZM96 196V195H95ZM170 196H171V193H170ZM28 197V196H27ZM98 197V196H97ZM96 197V198H97ZM34 198H35V196H34ZM46 198H47V196H46ZM49 198V197H48ZM70 198H71V196H70ZM96 198H94V199H96ZM135 199H136V197H134ZM149 198H150V195H149ZM148 198V199H149ZM191 198V197H190ZM30 199V198H29ZM62 199V198H61ZM83 198H81V200H82ZM91 199V198H90ZM134 199V200H135ZM156 199V198H155ZM174 199V198H173ZM209 199V198H208ZM221 199V198H220ZM232 199V198H231ZM16 200H17V202H16ZM69 200V199H68ZM113 200V199H112ZM128 200H129V198H128ZM137 200V199H136ZM135 200V201H136ZM163 200V199H162ZM178 200V199H177ZM55 201V200H54ZM74 201V200H73ZM120 201V200H119ZM146 201V200H145ZM230 201V200H229ZM244 201H245V199H244ZM244 201H242V202H244ZM84 202V201H83ZM93 202V201H92ZM102 202H103V200H102ZM106 202V201H105ZM104 202V203H105ZM138 202V201H137ZM180 202V201H179ZM231 202V201H230ZM241 202V201H240ZM246 202V201H245ZM18 203H20V204H18ZM25 203V202H24ZM30 203V202H29ZM35 203V202H34ZM71 203V202H70ZM77 203V202H76ZM85 203V202H84ZM83 203V204H84ZM99 203H101V202H99ZM115 203V202H114ZM141 203V202H140ZM149 203V202H148ZM177 203V202H176ZM202 203V202H201ZM204 203V202H203ZM203 203H202V205H203ZM213 203V202H212ZM52 204V203H51ZM83 204H80V206H82ZM87 204V203H86ZM96 204V203H95ZM94 204V205H95ZM142 204V203H141ZM197 204H198V202H197ZM200 204V203H199ZM244 204V203H243ZM34 205V204H33ZM88 205H90L89 204V202H88ZM97 205H98V203H97ZM138 205V204H137ZM140 205V204H139ZM184 205V204H183ZM248 205V204H247ZM24 206V207H23ZM50 206V205H49ZM58 207H60V206H58ZM75 208H76V206H74ZM84 207H85V204H84ZM112 207V206H111ZM56 208V207H55ZM61 208H63V207H61ZM190 208V207H189ZM202 208V207H201ZM30 209V208H29ZM33 209V208H32ZM88 209H89V207H88ZM103 209H105V207L103 208ZM62 210V209H61ZM60 210V211H61ZM63 210H64V208H63ZM62 210V211H63ZM212 210V209H211ZM219 210V209H218ZM29 211V210H28ZM93 211H95V210H93ZM192 211V210H191ZM39 212V211H38ZM84 212V211H83ZM205 212V211H204ZM215 212H216V210H215ZM229 212V211H228ZM52 213V212H51ZM87 213V212H86ZM89 213V212H88ZM191 213H193V212H191ZM190 212H189V214H191ZM195 213V212H194ZM198 213V212H197ZM214 213V212H213ZM57 214H58V212H57ZM61 214V213H60ZM64 214V213H63ZM92 214V213H91ZM91 214H89V215H91ZM40 215V214H39ZM195 215V214H194ZM200 215H201V213H200ZM200 215H199V217H200ZM214 215V214H213ZM254 215H256V213L254 214ZM38 216V215H37ZM52 216H53V214H52ZM258 216V215H257ZM40 217H41V215H40ZM188 217V216H187ZM218 217H220V216H218ZM247 217V216H246ZM205 218V217H204ZM225 218V217H224ZM13 220V221H11V220ZM55 219V218H54ZM72 219V218H71ZM203 219V218H202ZM79 220V219H78ZM188 220H190V219H188ZM53 221V220H52ZM62 221H64V220H62ZM71 221V220H70ZM77 221V220H76ZM198 221V220H197ZM249 221V220H248ZM253 221V220H252ZM31 222V223H32ZM65 222H66V219H65ZM65 222H63V223H65ZM74 222V221H73ZM78 222V221H77ZM77 222H74L73 223V226L75 227L76 226V228H77V225L78 224H80V223H77ZM245 222V221H244ZM247 222V221H246ZM50 223V222H49ZM223 223V222H222ZM70 224V223H69ZM69 224H67V225H69ZM252 224V223H251ZM1 225V224H0ZM51 225V224H50ZM66 225V224H65ZM224 225V224H223ZM29 226V225H28ZM51 226H53V225H51ZM225 226H226V224H225ZM247 226V225H246ZM243 227V226H242ZM20 228H21V231H23V230H28L27 232H28V234H27V232H26V234L27 235H24V236H22L21 235V233L23 234V232H21L20 231ZM37 228V227H36ZM67 228V227H66ZM195 228V227H194ZM253 228V227H252ZM259 228V227H258ZM23 229V230H22ZM264 229V228H263ZM1 231V230H0ZM25 231H24V233H25ZM253 231V230H252ZM19 232H21V233H19ZM193 232H194V230H193ZM18 233L20 234V235H18ZM48 235H50V234H48ZM47 235V236H48ZM26 236V237H25ZM34 236H35V234H34ZM22 237V238H21ZM23 237H24V239H23ZM50 237V236H49ZM193 237V236H192ZM35 238V237H34ZM37 238V237H36ZM109 238L110 237H107V238H105L103 241L105 242V241H108L109 240ZM207 238L208 237H206V240H207ZM259 238V237H258ZM36 240V239H35ZM72 240V239H71ZM71 240L69 241V242H71ZM49 241V240H48ZM191 242H192V240H191ZM36 243V242H35ZM194 243H195V241H194ZM193 243V244H194ZM38 245V244H37ZM197 245H201V244H198V240H196V243H195V247H196V254H197V257H198V259L199 258H203V256H202V254H201V251H200V249H199V251H198V248H197ZM192 247H194V245H192ZM201 247V246H200ZM186 248V247H185ZM50 249V248H49ZM100 249V248H99ZM106 250V249H105ZM205 250V249H204ZM205 252V251H204ZM187 258V257H186ZM4 261V262H5ZM243 261V260H242ZM7 264V263H6Z\"/></svg>",
	"mask_w": 264,
	"mask_h": 264
}]
</instances>
